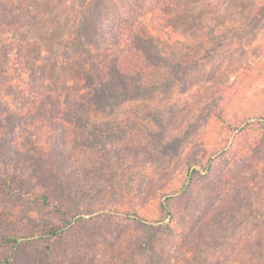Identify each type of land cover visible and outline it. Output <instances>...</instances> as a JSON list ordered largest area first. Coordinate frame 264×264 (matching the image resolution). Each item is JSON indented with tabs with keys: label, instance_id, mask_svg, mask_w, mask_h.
<instances>
[{
	"label": "rangeland",
	"instance_id": "374dc122",
	"mask_svg": "<svg viewBox=\"0 0 264 264\" xmlns=\"http://www.w3.org/2000/svg\"><path fill=\"white\" fill-rule=\"evenodd\" d=\"M5 49L14 264H264V0H0Z\"/></svg>",
	"mask_w": 264,
	"mask_h": 264
},
{
	"label": "trees",
	"instance_id": "16d2710c",
	"mask_svg": "<svg viewBox=\"0 0 264 264\" xmlns=\"http://www.w3.org/2000/svg\"><path fill=\"white\" fill-rule=\"evenodd\" d=\"M83 14H84V11L81 12V15ZM80 22L82 23V19ZM21 39H23L21 36L17 37V40H21ZM7 56H8V49H5L0 54V72L5 64L4 62L6 61ZM73 65L74 63L72 64V66ZM85 67L87 68L85 69ZM85 67H82V69L76 74V80H77L76 82L79 81V84L75 86L77 88V92L72 93L68 90H62L60 91V94L57 95L58 97H55V98L57 99L63 98L65 102H70L71 100V103H72L74 101L76 102V101L84 100V97L88 98L93 93L101 92L104 95L105 104L108 107H111L115 99L119 97L118 94L112 93V91L110 90L109 86L106 83L107 82L106 80L101 79L99 76H95V74L91 72V69L87 65ZM50 95L52 94H49V97H51ZM1 168L2 167L0 166V171H1ZM0 174L2 175L1 180H3L4 183H6V185L8 186V190L11 193H14L16 195H24V196L26 194H28V196L35 195L32 190H30L28 187L23 186V184L20 183L19 181L15 180L12 173L10 172L4 173L2 171L0 172ZM37 196L39 198L41 197L44 203H49V200L47 198L48 196L46 194H39ZM166 204H168V202H166ZM167 207H170L169 204ZM165 209H166V206L162 204V210L165 211V215H170L171 214L170 210L168 208L167 210ZM258 215H259L258 213H255L254 215H252V218H256ZM60 230L61 229H59V227H52L49 233L52 235L58 236L59 234H61L59 233ZM20 244L21 243L18 241V237L15 234H10V233L0 231V247H5V248L9 247L10 250H12L11 254L3 256V259L0 262V264H14V262L18 258L15 256L13 250L19 248L18 246H20ZM146 244L148 243L145 242V243L139 244L136 247V250L137 251L139 249L143 250L144 248L143 246ZM131 260H133L132 256H131ZM50 263L53 264L52 261H50Z\"/></svg>",
	"mask_w": 264,
	"mask_h": 264
}]
</instances>
